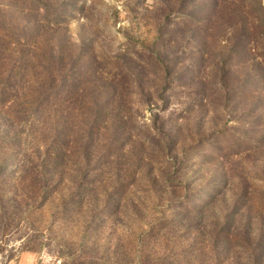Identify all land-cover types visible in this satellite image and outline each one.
<instances>
[{
    "label": "rangeland",
    "instance_id": "1",
    "mask_svg": "<svg viewBox=\"0 0 264 264\" xmlns=\"http://www.w3.org/2000/svg\"><path fill=\"white\" fill-rule=\"evenodd\" d=\"M0 264H264V0H0Z\"/></svg>",
    "mask_w": 264,
    "mask_h": 264
}]
</instances>
